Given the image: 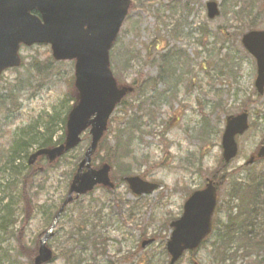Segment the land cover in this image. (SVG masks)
<instances>
[{"label": "rangeland", "instance_id": "374dc122", "mask_svg": "<svg viewBox=\"0 0 264 264\" xmlns=\"http://www.w3.org/2000/svg\"><path fill=\"white\" fill-rule=\"evenodd\" d=\"M209 1L132 0L118 43L111 51V69L120 84L136 91L115 110L100 153L107 159L108 150L116 147V137L125 134L126 148L114 152L118 159L113 164L112 178L118 189H96L68 208L48 242L56 254L50 264H72L73 260L77 264L78 259L82 264H168L166 244L172 228H166L182 216L191 193L204 189L209 180H219L218 175L223 176L219 165L226 119L242 113L246 106L250 128L237 137L239 153L227 169L231 178L224 179L221 187L215 184L218 211L213 224L219 220L226 226L228 210L242 206L240 199L230 202L233 180L243 186L244 193L251 190V180L264 176V162L250 160L264 145V94L260 95L255 87L256 60L241 43L242 34L264 30V0H214L221 10L214 20L207 16ZM20 54L22 66L4 73L0 83V186L6 190L5 184L13 178L5 176V167L16 144L28 142L35 133L42 136L36 142L48 140L50 133H54L53 142H62L64 121L74 103L73 61H56L51 47L44 44L23 48ZM165 55L172 62L169 69L161 66ZM161 76L163 79H159ZM146 82L147 89L142 93L140 85ZM49 122L53 125L48 133L44 125ZM129 125L132 128L126 131ZM87 136L88 132L83 138ZM89 142L85 139L76 150L51 165L41 160V173L34 187L37 212L24 220L22 204L18 203L19 228L24 230L28 244L50 228V210L59 208L66 198L73 168L83 159ZM38 148V144L32 146L28 155L15 164L21 178L29 156ZM134 176L160 188L137 197L124 181ZM257 180L263 191L258 200L261 204L264 180ZM10 194L13 202L14 190ZM249 195L247 202L252 200ZM86 210L99 215V237L92 245L78 244V237H71V220L77 222ZM243 219L245 215L239 220ZM245 227L253 236H263V214L256 215ZM12 233L10 248L16 247L21 235L15 225ZM154 236H158L157 241L142 246ZM217 239L212 233L196 252L185 254L177 264H264V248L248 245L242 234L235 236L222 254L220 247L215 250ZM66 250L74 252L75 259H67ZM10 263L29 264L24 257Z\"/></svg>", "mask_w": 264, "mask_h": 264}, {"label": "water", "instance_id": "95a60500", "mask_svg": "<svg viewBox=\"0 0 264 264\" xmlns=\"http://www.w3.org/2000/svg\"><path fill=\"white\" fill-rule=\"evenodd\" d=\"M130 6V0H0V76L4 70L21 65L18 54L21 45L47 44L56 61H75L77 103L68 114L65 141L57 147L39 150L31 156L30 164L41 156H46L50 162L61 158L82 142L81 136L86 131L91 138L67 197L51 228L40 240L34 264H46L54 259L48 241L69 204L98 186L115 189L111 166L105 163L94 168L92 159L116 106L133 92V88L118 85L110 60V52ZM207 8L211 19L219 15L217 3H208ZM34 10L41 14V19L31 14ZM242 41L257 61L256 87L263 94L264 31L248 33ZM248 128L246 113L227 119L222 138L223 157L227 163L238 154L236 137ZM258 156L264 158V147ZM125 181L137 196L151 194L159 187L140 177H128ZM216 204L217 189L212 182L187 200L182 217L171 224L173 231L167 243L170 264H176L186 251L197 249L210 235ZM153 241L148 240L143 246Z\"/></svg>", "mask_w": 264, "mask_h": 264}, {"label": "trees", "instance_id": "16d2710c", "mask_svg": "<svg viewBox=\"0 0 264 264\" xmlns=\"http://www.w3.org/2000/svg\"><path fill=\"white\" fill-rule=\"evenodd\" d=\"M251 2V1H250ZM180 53V52H177ZM163 64H161V66L163 68L169 69V67L172 65L171 60L169 59V57L167 55L164 56L163 59ZM159 79H163V77L161 76V78ZM157 80V79H156ZM159 81V80H158ZM159 83V82H158ZM148 82H146L145 84L142 83V85H140V90L142 93H144L147 89ZM76 93V92H75ZM72 97V95H71ZM73 98V97H72ZM75 98V97H74ZM129 109V108H128ZM249 108L248 106H246L243 110V112H248ZM133 109L130 108V112H132ZM113 121V120H112ZM66 119L64 121V125H65ZM50 125H53L51 122H49V124L44 125L45 129L48 131V133L50 132V130L52 129V127ZM137 125V119L134 118L133 119V126L135 127ZM132 128L131 125L127 126L126 131H129ZM64 130H65V126H64ZM108 135H109V131H108ZM105 136L104 140L101 142L99 149L96 153V155L93 158V164L95 165L97 162L101 161L100 164L104 163V162H108L109 164H111L112 168L114 169V161H116L118 159L117 155L114 152H117L119 150H123L126 148V140H125V134L121 133L119 136L116 137V147L111 151V149L108 150V152L110 153V156L106 159V158H102L100 156L102 147H103V142L107 141V136ZM42 136L38 133H35L34 136H32V138L28 139V142H18L16 144L17 148L13 149L11 152V156L9 157V160L11 159V161H9L8 166L6 165L5 168H7V173L5 174L6 177H11L13 178V181L8 180V183H6L5 185L8 186V189L6 190V187L4 186H0V264H11L10 261H17L18 258L20 257H24L27 259V261L29 262V264H33L34 262V258L35 256L38 254V250H39V242L40 239L45 235L46 231H43L42 233H40V235L33 240V244H28L26 242L25 239V232L24 230H21V235H22V240H21V245L17 244L16 247L10 248L9 244L11 242V239H7L8 242L7 244H5V246L2 245V240H1V236L5 235L6 233L8 234L10 231V220L8 218L12 217V219L14 220L15 214L13 213L15 210H18V203L20 205V203L22 204L23 207V215H24V220L30 219L33 215V212L35 211V213L37 212V207L39 206L35 200H34V187H35V180L37 178V176L40 174V171L38 170V164L34 165V166H27L25 173L23 174L22 178H21V174L20 172H18L17 166H15V164H17V162L20 161V158L23 156H27L28 155V151L29 149L34 146L35 144H38L39 148H49V147H54L56 145H58L59 143L53 142V137H54V133H50L49 134V139L45 140L43 143L42 142H36L39 138H41ZM64 137L61 139V141H63ZM264 146V145H262ZM261 146V147H262ZM124 156H127V153L125 152ZM256 162H264V159H258ZM10 163H14V164H10ZM220 168L221 172L223 173V176H217V179L219 180H214V183L217 184V186L221 187L220 183L224 182V179H228L231 178V174H227V169L229 168L230 164H227L223 161H221L220 163ZM19 167V166H18ZM77 168V164L75 165V167L73 168V172L72 174L75 172ZM114 173V171H113ZM72 177V175H71ZM70 177V178H71ZM18 178L20 179V182L18 184ZM262 178L264 180V176H258L256 178V180H251L250 182H254V184L251 187L250 191H246L243 193V186L242 185H238L237 183H234V180L232 182L233 184V188L230 191V196L229 198L231 199L230 202H232L233 200L235 201V199H240L242 201V206L238 209V207L232 206V208H230L228 210V221L226 226L222 225L221 223H219V220L215 221L213 224V232L217 234L218 239L215 240L214 246H215V250L217 252L218 247H220L218 249L219 254H222V252L224 253V250H228V244H230L232 241H234L235 236L242 234V239H246V241H248V245H254L257 248H264V235L262 236V234L260 235V237H255L253 236V234L250 232V230H248L245 227V223H248V221H252L254 219V217H256V215H258L259 213L263 214L264 216V203L259 204L258 200L261 199V197H259V195L261 194V182H259L257 179ZM249 179H255L254 177L249 176ZM115 180V179H114ZM70 182V179H69ZM248 182V181H247ZM249 182V183H250ZM257 182V183H255ZM19 185V186H18ZM20 187V190H18V188ZM99 189H103V188H99ZM116 189H118V183H116ZM14 190L15 192V198L13 199V202L11 203H6L5 204V199H7L10 195V191ZM263 192V191H262ZM248 193H250L249 195V199L251 197V202H247L248 201ZM93 193L89 194L92 195ZM237 195V196H236ZM239 195V196H238ZM241 196V197H240ZM12 199V198H11ZM81 200V199H80ZM76 201L75 203H73V205H77L79 204V201ZM247 200V201H246ZM246 206H249L248 208ZM220 208V207H219ZM58 207H54L50 210L49 213V225L51 226L54 217L56 215V213L58 212ZM68 210V209H67ZM83 208H80V211H82ZM237 210V212H236ZM86 210V212H83L80 216V219L75 222L72 221V234L71 237H78L77 243L78 244H94L95 240L99 237V234H97V228L99 227V215L98 214H92L91 212ZM218 211V209H217ZM87 213V214H86ZM243 215H245V220H239ZM3 217L7 219L6 223H4L3 221ZM223 226H225L223 228V230L221 232H217V228L221 229ZM13 228V226H12ZM168 228H170V226L168 225L166 230H168ZM12 233V229L10 231V235H13ZM156 241H157V237L158 236H154ZM161 238H164L163 236ZM94 239V241H93ZM230 239H232L230 241ZM10 240V241H9ZM18 241V240H17ZM230 241V242H229ZM229 242V243H228ZM12 252L15 253V255H12ZM66 256L67 259H75V253L66 250ZM56 255V254H55ZM59 255V254H58ZM77 264H82L83 261L81 259L76 260ZM75 260L71 261L72 264H74Z\"/></svg>", "mask_w": 264, "mask_h": 264}, {"label": "flooded vegetation", "instance_id": "af4514ba", "mask_svg": "<svg viewBox=\"0 0 264 264\" xmlns=\"http://www.w3.org/2000/svg\"><path fill=\"white\" fill-rule=\"evenodd\" d=\"M31 14L39 17L40 19L42 18L41 14L37 10L32 11ZM7 201H8V203H10V199H7ZM7 201H5V204H6ZM19 216L20 215H19L18 210H17L16 213H15L14 220L12 219V217H10L8 219L10 220V222H9L10 231L12 229V226L15 225L17 232H19V234H21V228H19V226H21V219L19 220ZM3 221H4V223H6L7 219L3 217ZM13 223H15V224L13 225ZM10 231H9L8 234L6 233L4 236L3 235L1 236V240H2V245L3 246H5V244H7V242H8L7 239L10 238V240H11ZM18 244L21 245V235H19Z\"/></svg>", "mask_w": 264, "mask_h": 264}]
</instances>
